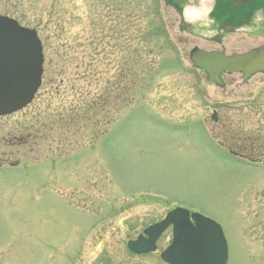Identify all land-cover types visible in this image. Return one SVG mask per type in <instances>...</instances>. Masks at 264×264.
<instances>
[{
  "label": "rangeland",
  "instance_id": "obj_1",
  "mask_svg": "<svg viewBox=\"0 0 264 264\" xmlns=\"http://www.w3.org/2000/svg\"><path fill=\"white\" fill-rule=\"evenodd\" d=\"M166 1L0 0L45 58L32 102L0 117V151L20 164L0 168V264H166L171 227L153 253L126 243L175 206L221 225L227 264H264V71L218 86L189 56L264 45V9L223 31L208 16L264 0Z\"/></svg>",
  "mask_w": 264,
  "mask_h": 264
},
{
  "label": "water",
  "instance_id": "obj_2",
  "mask_svg": "<svg viewBox=\"0 0 264 264\" xmlns=\"http://www.w3.org/2000/svg\"><path fill=\"white\" fill-rule=\"evenodd\" d=\"M189 56L192 64L218 85L223 84L220 75L224 71L241 72L247 80L264 70V46L231 55L194 47ZM42 63V45L35 30L0 15V115L11 114L31 102L41 83ZM211 118L216 121V113ZM170 224L172 239L160 253L163 261L168 264L227 263L228 247L221 226L209 217L181 207L149 225L144 235L129 240L127 248L135 254L154 251L156 240Z\"/></svg>",
  "mask_w": 264,
  "mask_h": 264
},
{
  "label": "flooded vegetation",
  "instance_id": "obj_3",
  "mask_svg": "<svg viewBox=\"0 0 264 264\" xmlns=\"http://www.w3.org/2000/svg\"><path fill=\"white\" fill-rule=\"evenodd\" d=\"M8 143L12 142L11 145H25V144H28L30 142L31 137L30 135L28 134L26 137H21V138H12V137H9V138H5L3 139ZM8 151L7 150H1L0 151V168L3 166V165H8V166H19L20 164L18 163V161L12 163L8 162ZM241 156H244V154H240Z\"/></svg>",
  "mask_w": 264,
  "mask_h": 264
},
{
  "label": "trees",
  "instance_id": "obj_4",
  "mask_svg": "<svg viewBox=\"0 0 264 264\" xmlns=\"http://www.w3.org/2000/svg\"><path fill=\"white\" fill-rule=\"evenodd\" d=\"M181 0H178V1H175V0H169V2L168 1H166V3L167 4H170V5H172L175 9H177L178 11H181V8L179 7V3H181L180 2ZM180 9V10H179ZM139 71H133L132 70V75H130V76H128V77H130V83H131V79H132V88H135L136 87V84H139V80H138V73ZM142 76V75H141ZM124 79V76L123 75H119V77H117V80L119 81L118 82V86H120V88H119V90L120 91H124L125 90V86H124V84H123V80ZM129 83V84H130ZM113 84H115V81H114V83ZM116 85V84H115ZM135 89H132V92L134 91ZM133 97H134V95H132V100H133ZM104 100L106 101V103H107V101L109 102V99L108 98H104ZM117 110H119V107H118V109ZM106 122H109V120H107Z\"/></svg>",
  "mask_w": 264,
  "mask_h": 264
}]
</instances>
